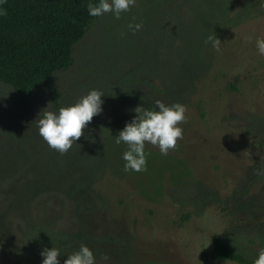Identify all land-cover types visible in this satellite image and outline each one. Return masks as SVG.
Wrapping results in <instances>:
<instances>
[{
	"label": "rangeland",
	"instance_id": "rangeland-1",
	"mask_svg": "<svg viewBox=\"0 0 264 264\" xmlns=\"http://www.w3.org/2000/svg\"><path fill=\"white\" fill-rule=\"evenodd\" d=\"M210 35L219 51L205 43ZM257 36L264 0H135L119 19L100 16L56 87L62 107L101 91L103 112L63 154L38 134V114L57 111L48 94L19 111L0 83V264H41L52 247L64 264L82 244L95 264H235L211 259L214 236L256 259L264 248ZM156 100L185 106L183 136L167 155L145 143L146 170L126 172V145L114 137L133 109Z\"/></svg>",
	"mask_w": 264,
	"mask_h": 264
},
{
	"label": "trees",
	"instance_id": "trees-1",
	"mask_svg": "<svg viewBox=\"0 0 264 264\" xmlns=\"http://www.w3.org/2000/svg\"><path fill=\"white\" fill-rule=\"evenodd\" d=\"M89 0H2L0 9V83L10 89L9 101L19 111L33 103L38 91L48 94L58 111L63 94L59 74L76 63L75 51L100 17L88 15ZM93 3L96 0H92ZM145 109H154L146 101ZM79 237V236H76ZM215 262L253 264L255 259L214 236Z\"/></svg>",
	"mask_w": 264,
	"mask_h": 264
},
{
	"label": "clouds",
	"instance_id": "clouds-1",
	"mask_svg": "<svg viewBox=\"0 0 264 264\" xmlns=\"http://www.w3.org/2000/svg\"><path fill=\"white\" fill-rule=\"evenodd\" d=\"M2 2V0H0ZM135 0H89L87 3L88 15L100 17L111 13L116 19L122 12H129ZM0 15L4 10L0 9ZM142 27L141 24H128V28L135 32ZM249 43L253 42L251 35L245 37ZM220 40L214 36H208L205 43H211L212 47L219 51ZM255 48L260 56H264V38L257 36L254 41ZM102 96L104 94L96 89L90 90L80 97L75 103L60 107L58 111L43 110L36 120L38 134L47 145L60 152H67L74 142L84 134L83 130L91 123L94 116L103 112ZM136 114L130 122H126L123 129L114 137L116 144L124 143L126 151L122 153L125 161L124 170L141 172L146 170L147 153L145 143L158 146L161 155H167L170 149H175L177 140L183 136V129L178 125L186 121V108L183 104L174 103L166 105L160 100L155 101L154 109H145L137 106L133 109ZM41 264H60V256L57 248H43L40 252ZM102 259L107 260L104 256ZM64 264H95L93 252L85 245L72 252L64 260ZM253 264H264V248L258 252Z\"/></svg>",
	"mask_w": 264,
	"mask_h": 264
}]
</instances>
